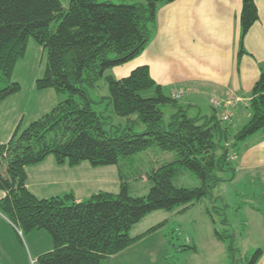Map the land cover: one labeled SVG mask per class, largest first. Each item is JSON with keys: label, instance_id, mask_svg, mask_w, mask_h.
<instances>
[{"label": "trees", "instance_id": "1", "mask_svg": "<svg viewBox=\"0 0 264 264\" xmlns=\"http://www.w3.org/2000/svg\"><path fill=\"white\" fill-rule=\"evenodd\" d=\"M63 1L67 9L61 0H0V103L21 90L11 76L30 38L47 53L36 89L54 90L61 98L50 112L25 129L18 127L8 143L0 144V215L22 235L34 230L50 235L52 250L39 258L41 264H102L164 228L163 222L132 237L131 230L148 215L183 213L208 199L220 183L233 181L238 146L254 134L264 136V71L251 91V118L241 128L232 130L216 114L189 118L152 80L147 67L123 79L106 75L145 51L157 28L159 6L174 0ZM258 19L255 0H242L241 46ZM103 78L113 113L128 120L136 116L144 126L142 133H135L133 124L105 130L106 118L93 109L90 97ZM165 105L176 109L167 123L160 108ZM153 146L174 153L176 159L146 173L135 171L132 157ZM49 156L58 165L117 167L119 193L99 192L82 202L72 195L36 198L26 188L25 170ZM187 172L199 186L176 184ZM227 173L229 179L221 178ZM138 180L149 184L145 197L131 195V184ZM215 236L231 240L228 251L234 253L232 233L215 231ZM261 256L262 250H256L247 264H257Z\"/></svg>", "mask_w": 264, "mask_h": 264}, {"label": "crops", "instance_id": "2", "mask_svg": "<svg viewBox=\"0 0 264 264\" xmlns=\"http://www.w3.org/2000/svg\"><path fill=\"white\" fill-rule=\"evenodd\" d=\"M255 5L259 19L247 32L242 46V0H174L161 5L156 13L157 28L145 51L133 61L113 68L110 74L115 79H123L136 68L147 67L152 80L169 96L172 90L187 93L185 97L193 103L179 107L187 116L189 112L193 113L191 118L225 115L232 130L239 129L251 118V91L264 71V0H255ZM240 51H244L241 56ZM35 81V77L31 78L24 94L20 91L0 103L1 145L9 142L18 127L24 129L50 112V106L54 107L61 100L56 98L59 95L54 90L56 96L50 99L40 96ZM212 95L223 103L230 99L236 101L216 111L210 106L202 113L199 106L203 107L206 100L209 103ZM238 149L233 161V181L248 180L250 187L256 190L251 196L253 206L248 208L249 220L246 219L242 226L247 237L257 239L256 250H262L257 264H264V136L254 134ZM25 172L26 188L38 199L72 195L76 202H82L99 192L116 195L120 190L119 172L115 166L93 167L87 162L77 166L58 165L55 158L49 156L41 163L27 167ZM3 197L4 193L0 191V200ZM144 219L131 230L132 237L160 224L139 229L138 225ZM11 226L0 215L2 232L11 233ZM40 233L36 232V235ZM18 235L22 237L21 232ZM153 237H145L102 264H167L169 250L165 238L162 235L159 240ZM12 243L15 245L13 240ZM31 247L34 249V242ZM36 254L42 256L41 251Z\"/></svg>", "mask_w": 264, "mask_h": 264}, {"label": "rangeland", "instance_id": "3", "mask_svg": "<svg viewBox=\"0 0 264 264\" xmlns=\"http://www.w3.org/2000/svg\"><path fill=\"white\" fill-rule=\"evenodd\" d=\"M61 1L63 8L67 9L68 2ZM111 1L115 4L122 3L119 0ZM134 2L126 1L125 4L131 5ZM46 61L47 53L30 38L26 53L16 63L11 76V82L17 80L21 85V92L19 91L21 94L27 91L29 86L27 83L31 78L35 77L38 80L44 76ZM110 73L111 70L106 75L113 76ZM38 92H40V96L46 99L56 96L51 89ZM171 92L170 96L174 99ZM186 94L185 92V95L181 99L176 100L178 108L193 103L188 97H185ZM145 95L151 97L153 96V92H147ZM90 97L94 103L93 109L106 118V131L125 128L131 124L134 125L133 129L135 133H142L144 131V126L136 122V116L130 117L128 120L119 118L113 113L112 106L109 105L107 100L109 92L104 78L98 81L94 89L90 90ZM213 97L215 96L212 95L210 97L209 103L206 100L203 107L199 106L202 109V113H206L212 107L210 100ZM56 98L60 99L59 96H56ZM54 107L50 106L49 109L51 110ZM160 108L166 123L176 113V109L171 105L161 106ZM222 108L221 106L216 110H221ZM192 116L193 113L189 112L188 117L191 118ZM221 118L223 122H227L228 120L225 115ZM175 159L174 153L163 152L153 146L147 151L133 156L130 165L135 171L146 173ZM126 164L129 163L126 162ZM230 176L231 174L227 173L221 175V178L229 179ZM176 184L186 188L199 186L198 180L189 172L180 176L176 180ZM250 184L251 182L248 180L220 183L208 199L196 204L186 213L179 214L177 210L172 212H155L146 217L138 227L139 229L142 227L147 228L157 223L165 222L164 228L152 235H154L153 239L159 240L161 235L165 238L166 246L169 250L166 256L167 264H247L248 260L255 253L256 247L259 246L255 237L246 236V232L242 226L246 219L249 220L248 208L253 206L254 203L251 196L256 190L251 188ZM131 189L133 197H145L149 190V184L138 180L131 184ZM12 226L10 227L11 233L9 234L0 230V264H41L39 262L41 256H37L36 253L37 251H41V255H43L52 250L50 235L43 230H34L32 231L33 233H29H32L29 237V243V238H27L29 234L20 237L15 227ZM215 231L220 233L227 231L228 235L231 233L234 235L232 241L233 254L228 251V244H230L231 240H227V242L219 241L215 236ZM36 232L41 233L36 235ZM12 240L15 242V245L12 243ZM32 242H34V249L31 247Z\"/></svg>", "mask_w": 264, "mask_h": 264}, {"label": "built area", "instance_id": "4", "mask_svg": "<svg viewBox=\"0 0 264 264\" xmlns=\"http://www.w3.org/2000/svg\"><path fill=\"white\" fill-rule=\"evenodd\" d=\"M171 95L172 97L175 99V100H179L181 99L184 95H185V92L183 90H172L171 92ZM235 99H230L228 100L227 102L223 103L221 102L220 100H218L217 98L213 97L210 102H211V106L212 108L214 109H218L220 108L221 106L223 107L224 105H232V104H235Z\"/></svg>", "mask_w": 264, "mask_h": 264}]
</instances>
